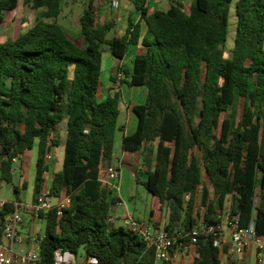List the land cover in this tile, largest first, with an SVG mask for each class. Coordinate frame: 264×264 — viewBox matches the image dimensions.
<instances>
[{
	"label": "trees",
	"instance_id": "obj_1",
	"mask_svg": "<svg viewBox=\"0 0 264 264\" xmlns=\"http://www.w3.org/2000/svg\"><path fill=\"white\" fill-rule=\"evenodd\" d=\"M63 1L0 0V24L5 11L39 10L31 28L0 42L1 181L12 182L13 159L26 164L37 142V197L47 138L53 144L55 134L65 132L52 196L69 205L61 216L56 208L38 213L45 228L37 239L40 260L32 264H54L56 249L74 256L82 249L85 264L89 257L97 264L155 263L153 249L141 236L111 225L114 200L107 201L108 190L99 180L123 130L120 91L98 98L102 53L123 59L128 47L139 43L142 23L140 52L131 70L120 68L119 73L128 77L121 83L143 86L147 95L143 105L133 107L137 129L122 137L121 149L141 150L147 166L154 156L147 179L135 178L152 196L149 213L158 215L152 226L156 231L177 228L185 235L198 222L218 223L230 201L228 214H238L242 227L253 223L264 238V0H235L229 56L224 46L234 0H192L188 9L170 0L166 10L152 13L147 0H131L139 20L129 19L125 32L111 38L106 35L113 21L98 23L93 0H88L78 18L80 44L58 24ZM238 98L243 103L237 119ZM153 142L155 149L149 145ZM185 194L190 195L186 203ZM11 209L6 202L4 212ZM2 238L0 225L4 244ZM180 243L188 248V236ZM191 264H222L212 236H198Z\"/></svg>",
	"mask_w": 264,
	"mask_h": 264
},
{
	"label": "crops",
	"instance_id": "obj_2",
	"mask_svg": "<svg viewBox=\"0 0 264 264\" xmlns=\"http://www.w3.org/2000/svg\"><path fill=\"white\" fill-rule=\"evenodd\" d=\"M86 3L88 0H84ZM115 1V0H113ZM111 1V10L109 11V14L112 15L113 18H116L117 23L113 24V26H119L120 30L118 34H111V36H107V38H111L113 36H121L128 25V20L130 19L134 23H136L140 18V12L137 11L133 4L131 3V0H128L122 5H119L116 3L117 6H113ZM170 2V0H169ZM182 3V0H180ZM169 4V3H168ZM183 4V3H182ZM100 5V4H99ZM93 6L97 8V5H95L93 0ZM168 6V5H167ZM167 6L163 8L161 6V0H147V8L150 13L155 11H164L166 10ZM189 8V7H188ZM186 8V9H188ZM39 10H35L31 7H21L19 10V14L17 11H5L3 13V21L0 24V42L4 40H13L15 39L19 34L24 33L29 28H31L35 22V18L37 16ZM17 13V15H16ZM71 10H68L67 12H64L61 10V13L58 17V24H60L68 37H70L74 42L78 43V40L81 41V37L79 34L75 33L73 30H71L68 27V22L71 15ZM81 15V14H80ZM113 28V27H112ZM111 28V29H112ZM77 29H79V25L77 23ZM146 31V25L144 23L141 24V37L139 40V43L137 45H131L134 47V56L140 52L141 49V38L145 34ZM110 32V31H109ZM129 49V47H128ZM128 52V50H127ZM126 55L123 57V59H116L114 58L108 51L104 50L102 53V61H101V71H100V88L98 92V98L99 99H105L111 92L114 90H119L121 93V102L119 106V116H118V124L123 127V130L119 132L115 138L114 144H113V158L110 162V165L118 167L119 170V179H118V186L119 190L114 191L111 189L108 190L107 193V201L111 202L114 200L109 209V215H110V223L112 226L118 227L123 226L124 219L129 216L128 213L134 218L133 211L126 209V213L124 214L123 218H119L116 215V206L122 204L125 202L127 198L132 199L134 195L130 193L129 187L130 177L133 179L135 184H138L136 182V177L140 181H145L148 177V172L152 171L155 166V160L154 156H152V162L150 166H147L143 163V157L141 154V150L135 153H129L124 152L121 149V140L123 136H129L132 135L138 125V118L136 114L133 111L134 106L143 105L146 100L147 90L143 86H128L125 83H121V80L117 78V75L119 73V69L123 68L127 71L131 70L133 58L130 61L129 64L126 63ZM114 78V79H113ZM125 80H128V77L125 75L122 77ZM64 128V124H62V130ZM54 142L51 144V154L52 158L50 161V170L53 164L54 156L56 153V148H63L65 144V132L62 131L60 133L55 134L54 136ZM157 142L150 143L149 145L155 149ZM47 150V149H46ZM116 160V162H114ZM37 161H38V143L34 145L33 149L30 151L29 158L26 164L20 165L19 159L15 158L13 161V168H14V175H16L19 178V184L18 186L13 187V192L15 199L14 200H6L2 199L4 202H13V201H19L23 204L30 205L32 204L36 196L34 194V182H35V176H36V170H37ZM108 166H103L100 177L105 175V170ZM52 175L56 173L54 170H51ZM205 172H202V184L207 183V177ZM133 186V185H132ZM134 187V186H133ZM201 188V187H200ZM15 189L18 190V193H15ZM200 201V195L197 196L196 202ZM257 203V198L255 199ZM57 200L53 199V203H56ZM229 212V210L224 209L222 211V215H226ZM22 214H27L29 216L28 223H24L23 216H22V222L17 226V231L20 235H22L26 240L36 239L35 237H31V224L34 223L37 219V215L31 214L27 211L22 212ZM158 215L155 213L153 216H149L146 220H137L150 223L152 225V221L157 219ZM164 221V218H162V222ZM25 233V234H24ZM4 238H2L3 240ZM4 243V241H3ZM1 246L5 247L6 249H9L12 247L13 251L9 252L8 254L12 257L15 255H22L24 252L25 247L22 246H16L14 244H1ZM220 252V258L223 262H227V264H230L231 262L235 264H255V249L253 246H250L245 250V252L235 257L232 260H229L230 258V249H229V242L227 241L223 249ZM177 264H191L194 257V248L188 247L183 252H180L177 254ZM12 264H27L21 260H19L16 263Z\"/></svg>",
	"mask_w": 264,
	"mask_h": 264
},
{
	"label": "built area",
	"instance_id": "obj_3",
	"mask_svg": "<svg viewBox=\"0 0 264 264\" xmlns=\"http://www.w3.org/2000/svg\"><path fill=\"white\" fill-rule=\"evenodd\" d=\"M112 5L116 6V2L113 1ZM121 77L122 74L118 73L117 78L120 79ZM50 148L51 137L47 138V150H45L42 160L41 176L43 183L41 191L35 201L30 205L23 204L17 200L9 202L12 209L8 212H4V205L6 202L0 198V225H2L3 238L8 239L10 242L9 244L25 247L22 255L11 257L8 253L13 251L12 247L9 245V249H6L0 245V264H12L19 260L27 264H32L40 260L38 240H26L17 231V226L22 222V212L31 209L35 215H38L39 212H48L56 208L57 215L61 216V210L69 205L67 199L53 203V175L49 166L52 158ZM118 179V167L113 165L106 168L104 176H99L102 185L114 191L119 190L117 183ZM2 183L0 179V189ZM189 198L190 195L185 194L184 202H188ZM123 226L141 236L147 246L153 249L154 264H177V254L185 250L181 247L180 240L188 236L189 247L194 248L197 238L200 235L212 236L214 246H216L219 251L223 249L224 244L228 241L230 249L229 260L242 255L247 248L253 246L255 249V264H264V238L258 235L253 223L247 227L240 226L238 214L232 217L228 213L222 215L218 223L198 222L185 235L177 228L171 231H156L150 223L139 221L130 215L124 219ZM53 259L54 264H73L75 256L68 251L56 249L53 253ZM87 264H97V259L95 257H89L87 259ZM222 264H227V262H223Z\"/></svg>",
	"mask_w": 264,
	"mask_h": 264
},
{
	"label": "rangeland",
	"instance_id": "obj_4",
	"mask_svg": "<svg viewBox=\"0 0 264 264\" xmlns=\"http://www.w3.org/2000/svg\"><path fill=\"white\" fill-rule=\"evenodd\" d=\"M111 1L113 0H94L95 5H97L96 11H97V22L98 23H104L108 21H113V24L117 23L116 18H113L112 15L109 14V11L111 10ZM128 0H115L116 3L119 5L124 4ZM192 0H182L183 5L185 8H188ZM234 2H232L230 6V12H229V25H228V33L226 38V43L224 46L225 50V56H229L234 43V36L236 31V22L237 17L235 13L234 8ZM169 3V0H161V6L165 8ZM100 4V5H99ZM86 2L84 0H64L62 5V10L64 12H67L68 10H71L70 19L68 22V27L73 30L75 33L79 34V29H77V23L78 18L80 14L82 13L83 9L85 8ZM117 6V5H116ZM119 26H113V28L110 30V32L107 33V36H111V34H118L119 33ZM81 41L78 40V44H80ZM134 53V47L129 46L127 57H126V63L129 64L130 61L133 58ZM242 99L238 98L235 102V110L237 113V119L239 118L242 110ZM63 157H64V149L63 148H56V153L54 156V162L52 164L51 170H54L55 172H58L62 168L63 164ZM116 162V160H114ZM203 178H206L203 176ZM130 193L134 195L132 199L127 198L125 202L122 204L116 206V215L119 218H123L124 214L126 213V209L133 211L134 219L139 218V220H146L149 216V211L152 208V196L146 191L145 187L141 184H135L133 179L130 177ZM19 184V178L15 175L12 179V182L10 184H7L6 182H3L0 189V198L6 199V200H14V192L13 187L18 186ZM134 187H133V186ZM54 199V198H53ZM230 201H228L225 205L224 209L229 210L230 209ZM128 215H130L128 213ZM24 223H28L29 216L27 214H22ZM131 216V215H130ZM45 224L44 221L41 219H37L34 223L31 224V237H35L38 239L40 236L44 233ZM25 234V233H24ZM22 248V246H21ZM73 264H85L84 263V252L82 249H80L75 256V261ZM244 264V263H241Z\"/></svg>",
	"mask_w": 264,
	"mask_h": 264
},
{
	"label": "water",
	"instance_id": "obj_5",
	"mask_svg": "<svg viewBox=\"0 0 264 264\" xmlns=\"http://www.w3.org/2000/svg\"><path fill=\"white\" fill-rule=\"evenodd\" d=\"M3 241H4V243H6V244H9V243H10L8 239H3Z\"/></svg>",
	"mask_w": 264,
	"mask_h": 264
}]
</instances>
